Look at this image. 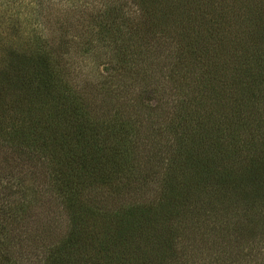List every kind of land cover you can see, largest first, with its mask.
Instances as JSON below:
<instances>
[{
	"label": "trees",
	"instance_id": "trees-1",
	"mask_svg": "<svg viewBox=\"0 0 264 264\" xmlns=\"http://www.w3.org/2000/svg\"><path fill=\"white\" fill-rule=\"evenodd\" d=\"M16 3L43 33L0 59V139L31 175L43 172L42 193L62 204L68 228L58 231L49 209L34 214L37 185L8 164L0 264H264V0H100L78 21L51 0ZM84 17L96 31L71 34L86 39L78 63L97 52L104 78H120L108 83L119 123L96 115L95 85L73 83L75 62L51 46ZM166 78L179 87L178 116L164 125L173 154L158 165L148 151L140 171L142 122L124 118L128 94L134 117L157 122L165 113L142 95Z\"/></svg>",
	"mask_w": 264,
	"mask_h": 264
},
{
	"label": "rangeland",
	"instance_id": "rangeland-1",
	"mask_svg": "<svg viewBox=\"0 0 264 264\" xmlns=\"http://www.w3.org/2000/svg\"><path fill=\"white\" fill-rule=\"evenodd\" d=\"M19 0H0V11H7L10 13L11 19L9 22H5L3 20H0V59L6 55L5 52H12L14 54H21L26 53V50L28 47L26 46V42L29 40H33V38L36 35H39L40 31L43 33L42 24H37L36 22L32 21L31 19L25 20V12L19 6V3H16ZM100 0H51L50 6H52L53 11H60V13H68L65 15H68L69 19H75L78 21L79 18H81L82 15H86L87 13H90L92 11L97 10L100 8ZM15 3V4H14ZM65 8H64V7ZM29 7V6H28ZM80 7H83V11ZM85 7V8H84ZM28 9V8H27ZM74 9V13L71 11ZM0 14V18H1ZM24 19V20H23ZM91 22V19L88 17H84V23H82L85 27H82L80 24H76L78 27L77 30H73V28H68L67 35L64 37V43L66 42V45H63L62 41V48H57L59 44L56 42L53 43L51 46L54 49H57V51L62 53H67L68 56L71 57V60L75 62V64L72 66L71 69L67 71L68 76L71 78V81L73 83H76L79 87L81 85L87 86V90L89 88V85L93 84L95 88L90 86V94L99 95L97 99H93L94 109L96 111V115H98L101 119L110 120V122H117L119 123L123 118L119 115L112 112V110L109 108V96H111L110 92V86L108 83H112L113 87L115 88V83L117 81H120V78L114 79L112 76H108L107 79L104 78L103 69H104V61H99L94 59V56H98L97 52L91 51L88 54V58L85 59L83 62H79L85 56L82 55L81 45H83V42L86 41L85 37H81V39H78L76 37L72 38L74 35L73 33L80 35V33H85L89 31L90 29L95 32V29L87 28L88 23ZM79 25V26H78ZM54 28V27H51ZM50 30H53L51 29ZM89 29V30H88ZM49 35H54L55 33H52L49 31ZM51 48V47H50ZM52 49V48H51ZM83 47V51H84ZM29 50V49H28ZM87 52V50H85ZM93 57V58H91ZM1 66V63H0ZM148 70V69H147ZM164 71V70H163ZM135 75V74H134ZM148 75H150V71H148ZM94 79V81L89 82L90 79ZM86 80V81H85ZM101 80V81H100ZM137 80V79H135ZM155 80H158L156 78ZM160 83H163L159 86L149 84L153 82V80H150L147 84H149L146 88L145 94L142 95L143 98H145L146 101L144 103L146 105H150V107H158L159 110H162L161 112H164V116L159 121H154L153 123H150L149 120H147L142 110L141 117H134L133 114L130 113V111H133L135 113H139V110L136 109L137 105V97L133 92H130L128 94V98H131V103H127L126 105H131L132 109L129 110V107L124 109V112L128 111L127 113H130L127 116V113L124 115V118L126 121L130 124H139L140 122V133L137 137V141L135 142V147L139 152H141L143 155L140 154L138 157L140 161V171H143V168L146 169V162L148 159L147 153L148 151L155 152L154 155H156V162L158 165L162 163L161 157L164 156V159H169L172 157L173 151L170 146L167 144V140L170 142V138L164 131V125L167 121V118H173L175 119L178 116L177 110H175L174 103L172 102V99L175 93L172 89H179L177 84L175 82H167L166 79H160ZM95 82L96 84H94ZM143 83V82H142ZM100 84H103L101 87ZM146 84V85H147ZM120 86V85H118ZM101 91V92H100ZM111 100V99H110ZM113 104V103H111ZM144 104V105H145ZM114 109L116 108V105L113 104ZM140 109V108H139ZM135 110V111H134ZM147 110V109H146ZM103 112H105L104 115ZM161 112L157 113V115L160 117ZM260 113L264 116V108L263 110H260ZM127 116V117H126ZM169 116V117H168ZM119 117V118H116ZM122 118V119H121ZM171 125V124H170ZM169 125V126H170ZM204 130L200 132V134H203ZM150 148H153L152 150H149ZM12 147L3 146V142L0 139V169L6 168L8 164H11L13 172H14V178L23 177L24 181L30 183L32 182L35 185H37V190L39 194L42 196V201L44 200V203H42V206L36 207V210L34 211V214L41 217V214L44 213L46 209H49L51 212L50 214L53 215L56 225L59 228L58 231L64 232L68 228V219L67 215L62 209V204H58L57 200H54L55 197L51 195V193H46L43 195L42 192H45L46 189H44L42 186V183L44 181L43 175H41L43 172L40 171V173H37L36 175L31 173L27 170V163L24 162L25 160L20 159V161L16 159H11L12 156H14L13 152L11 151ZM7 155L6 161H3L5 156ZM146 157L143 158V157ZM161 161H159L158 159ZM146 161V162H145ZM23 162V163H22ZM145 162V163H144ZM144 163V164H143ZM236 168H234L233 171H235ZM42 176V178H40ZM47 179V177H45ZM145 194V191H143ZM147 194V193H146ZM137 197L139 195H136ZM38 199V198H37ZM49 204L48 206L46 205ZM50 206V207H49ZM43 207V208H42ZM42 208V210H40ZM45 215V214H44ZM17 258V257H16Z\"/></svg>",
	"mask_w": 264,
	"mask_h": 264
}]
</instances>
